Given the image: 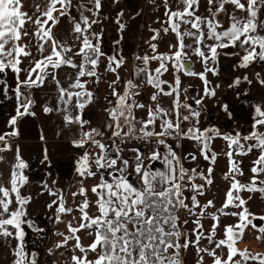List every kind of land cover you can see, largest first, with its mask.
Listing matches in <instances>:
<instances>
[{
    "label": "snow or ice",
    "instance_id": "obj_1",
    "mask_svg": "<svg viewBox=\"0 0 264 264\" xmlns=\"http://www.w3.org/2000/svg\"><path fill=\"white\" fill-rule=\"evenodd\" d=\"M151 3L163 9V19L156 21L161 27L151 29L150 52L135 55L125 77L121 70L127 71L126 57L116 47L124 38L123 11L115 20L121 35L109 54L103 48L104 0H0V103L13 102L6 121L9 130L0 132V161L4 153L13 154L8 179L0 180V240L11 249L10 264H40L39 251L30 249L27 239L29 230L38 237L32 243L47 239V229L33 219L30 208L37 198L49 222L63 226L53 232L57 239L47 255L59 251L64 264H186L183 253L189 249L196 264H207L206 258L211 264H264V253L238 247L248 229L260 233L257 240L264 239V224L254 223L264 221V215L246 206L251 195H241H264V97L249 104L242 125L234 113L244 109L223 102L218 93L222 85L209 78L219 75L224 57L236 58L235 69L264 65V0ZM161 33L175 36L163 52ZM197 62L200 71L193 67ZM101 69L114 78L107 81L109 94L103 97L106 120L96 127L86 118V109L96 102L93 86L105 80ZM182 77L200 80L201 92L186 95L191 85L184 87ZM254 81L264 87L260 72L253 79L237 76L227 86L235 90ZM38 90L51 96L41 111L61 120L60 130H67L74 150L68 161L76 176L71 201L50 178L55 165L47 149L40 160L45 176L33 189L26 174L30 164L11 143L20 135L21 121L37 117ZM233 95L244 104L241 97L249 93ZM208 102L235 124L203 126ZM217 139L224 142L220 154L229 162L223 177L229 187L220 207L212 199H199L214 183ZM182 141L194 142L196 151L178 152ZM249 156L254 158L246 173L242 165ZM201 158L208 162L206 168L200 167ZM189 159L196 162L190 169L184 164ZM182 211L187 213L183 219ZM222 217H234L235 222L224 224ZM204 220L212 223L206 228Z\"/></svg>",
    "mask_w": 264,
    "mask_h": 264
},
{
    "label": "crops",
    "instance_id": "obj_2",
    "mask_svg": "<svg viewBox=\"0 0 264 264\" xmlns=\"http://www.w3.org/2000/svg\"><path fill=\"white\" fill-rule=\"evenodd\" d=\"M118 11H123L124 16L122 17V22L125 23L126 27L123 35V40L120 45L116 46L121 53L126 57V67L127 71L121 70V75L127 77L131 71L133 64L135 62V55H143L145 52H150L148 42L150 37L153 35L151 31L152 28L159 29L161 25L156 23L158 19H163V9H156L151 0H119L118 3L113 4L112 0H104V8L102 11L101 19L103 20V28L105 30L103 48L109 54H112V47L114 40L118 39L121 33L118 32V25L115 23L116 15ZM140 13L137 15V13ZM108 17V19H103ZM96 31L100 30V26H94ZM175 41V36L172 33L164 35L161 33V38L158 41L159 50L161 52L167 50V45L170 42ZM196 58L193 57V60ZM236 62L235 57H224L220 62V71L218 76H212L209 74V78L213 83H220L222 85L221 89H218L219 98L226 103L234 104V106L239 109L243 108L244 112L236 111L234 115L240 124L244 125L246 122L245 113L248 112L249 104H255L264 97V87H261L259 84L253 83V85H248L246 82L242 83L239 89H230L228 88V83H230L235 77L248 75L249 79H253V76L256 72H260L264 76V65L253 64L247 69H235L232 65ZM153 67L155 62H153ZM194 69L197 71L202 70L201 65L197 62L193 65ZM103 72V69H101ZM105 80L101 83L94 85L96 89V102L94 105H90L86 109V118L91 120L92 126L100 127L104 124L106 120V115L103 112L104 107L107 106V102L103 99L105 95L109 94V89L107 87V81H110L114 77L106 72H103ZM166 78H170L166 74ZM184 87L188 88L186 95L189 97L196 96L197 93L201 92L202 83L200 80L189 77H182ZM239 91L244 92L248 91L249 96L247 98L241 97L242 100L247 102L241 104L240 100L234 97L233 92ZM37 106L35 111H37V117H26L20 124V135L11 140L13 148L19 146L23 158L29 162L30 170L26 172L29 175L30 180L33 182V189L38 187L39 181L44 178L46 168L44 165L40 164V160L43 157V151L48 150L50 156L52 157L53 164L55 165L52 171V177L57 180L59 186H62L71 201V192L75 191L76 176L75 173L69 170L68 161L69 157L73 155V151L70 149V140L66 137L65 132H61V120L55 114H44L41 111V104L44 102H51V96L45 93L43 90H38L36 93ZM54 95V93H53ZM226 98V99H225ZM164 100L167 102L168 98L165 97ZM189 104H192L195 108L192 99L188 100ZM208 113L202 117V125L206 126L209 123L215 124L221 127L230 128L235 124L236 121L228 120L224 113L219 111V108L216 104L208 102ZM13 109V102L5 99L0 103V132L9 130L6 129V121L9 118ZM250 126V125H249ZM41 135L45 139H41ZM182 148L177 149L178 152L187 154V152H195L196 145L194 142L182 141ZM225 144L222 140L217 139L213 142V150L219 153V150H223ZM5 159L0 161V180L6 181L8 179L9 169L13 163V154L7 152L3 154ZM254 157L249 156L244 158V167L245 172L247 173L248 161ZM186 168H192L196 166L195 161L184 162ZM201 168H206L208 162L204 161L202 158L199 160ZM157 167H162L157 164ZM215 169V165L213 166ZM216 173H214L215 175ZM247 179V175L242 178ZM196 180L197 183H202L203 181ZM89 184L92 183L90 180ZM80 198L77 197V200ZM31 211L33 214V219L41 226L47 229V239L40 242L38 245L32 243L38 239L36 233H32L29 230V240L28 247L32 250H37L40 253L39 262L40 264H64V258H59V251L56 252L54 256L47 255V248L52 246V241L57 238L53 236V232L56 228H62V225H54L49 222L48 217L45 215L46 209L42 206L41 198H37V201L34 202L31 206ZM187 215L186 212L182 211L183 219ZM65 219H70V217H65ZM188 227H192L191 224ZM15 243L14 241L12 242ZM254 246L250 249H253ZM62 251V250H60ZM186 264H196V257L194 255V250L189 249L188 252L183 253ZM59 258V259H58ZM12 259L11 249L7 242L0 240V264H10Z\"/></svg>",
    "mask_w": 264,
    "mask_h": 264
},
{
    "label": "rangeland",
    "instance_id": "obj_3",
    "mask_svg": "<svg viewBox=\"0 0 264 264\" xmlns=\"http://www.w3.org/2000/svg\"><path fill=\"white\" fill-rule=\"evenodd\" d=\"M203 11V9H201ZM190 42V41H186ZM262 66V65H261ZM225 149V148H224ZM222 153L221 150H219L220 154ZM229 170V162L228 158L222 154L217 156V162L215 164V169L213 174L214 183L212 186H210L206 190V194L204 197H200L201 203L206 202L208 199L214 200V203L217 207H220L225 199V192L227 188L229 187L228 181H226L223 177L226 172ZM200 181V180H199ZM198 181V182H199ZM245 199H248V197L251 195L252 199L248 201V204L246 205L251 212H253L256 215H264V195H262L259 192L255 193H247L244 192L241 194ZM232 211H236L235 209H232ZM182 217V212L180 213ZM224 224H229L235 222L234 217H222ZM205 227L207 228L210 223H212L210 220H204ZM257 221H254L256 223ZM264 224V221H262ZM260 235L259 232H257L255 229H248L245 231L244 237L242 240L238 242V247L240 250H244L247 248L250 251V248L254 246L263 250L264 253V239L257 240L256 237ZM205 245L207 244V241L203 242ZM207 264H211V258H206Z\"/></svg>",
    "mask_w": 264,
    "mask_h": 264
},
{
    "label": "flooded vegetation",
    "instance_id": "obj_4",
    "mask_svg": "<svg viewBox=\"0 0 264 264\" xmlns=\"http://www.w3.org/2000/svg\"><path fill=\"white\" fill-rule=\"evenodd\" d=\"M256 223H257L258 226H259L260 224H263L262 221H257ZM250 251L253 252V253H256V252H261V253H263V250H261V249H259V248H257V247H255V248H253V249H250Z\"/></svg>",
    "mask_w": 264,
    "mask_h": 264
}]
</instances>
